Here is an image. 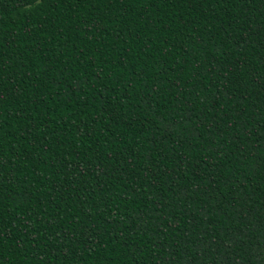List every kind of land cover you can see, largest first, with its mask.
<instances>
[{"label": "trees", "instance_id": "trees-1", "mask_svg": "<svg viewBox=\"0 0 264 264\" xmlns=\"http://www.w3.org/2000/svg\"><path fill=\"white\" fill-rule=\"evenodd\" d=\"M0 264H264V0H0Z\"/></svg>", "mask_w": 264, "mask_h": 264}]
</instances>
